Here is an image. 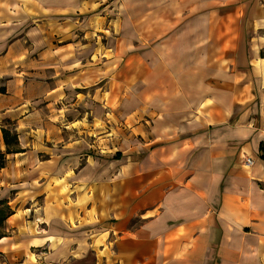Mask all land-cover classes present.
<instances>
[{
	"label": "crops",
	"instance_id": "obj_1",
	"mask_svg": "<svg viewBox=\"0 0 264 264\" xmlns=\"http://www.w3.org/2000/svg\"><path fill=\"white\" fill-rule=\"evenodd\" d=\"M195 1L161 0L167 14L148 16L146 37L137 28V45L94 66L90 49H67L62 60L59 50L27 46L53 35L42 20L53 6L0 0V135L17 139L10 154L4 142L0 148V201L12 209L0 239L6 264H43L48 257L31 249L45 248L57 264H88L92 225L102 238L99 264H264V26L253 16L262 2L214 0L206 3L211 12L186 16ZM146 39L156 42L143 49ZM59 69L69 74L59 78ZM70 97L83 107L72 120L85 119L93 99L97 118L119 124L54 128L60 138L45 148L50 135L27 130L43 110L36 99L51 108ZM94 146L119 154L111 156L118 172L99 197V217L69 204L46 212L53 196L45 185L68 184L66 170L89 162ZM32 196L42 206L33 207Z\"/></svg>",
	"mask_w": 264,
	"mask_h": 264
},
{
	"label": "rangeland",
	"instance_id": "obj_2",
	"mask_svg": "<svg viewBox=\"0 0 264 264\" xmlns=\"http://www.w3.org/2000/svg\"><path fill=\"white\" fill-rule=\"evenodd\" d=\"M43 1L44 4L54 7L53 11L51 10V12H54L53 14L44 15V17L42 18L45 24L43 32H52L53 35L50 36V38L48 37L46 39H43L42 41L37 42V44H34L35 41L33 40L30 42L27 41V46L37 49L42 48L44 50H59V58L62 60L67 58V54H65L64 52L67 49H69L70 52L80 51L82 49H90L92 52H94L92 55L94 66L101 64L99 59L104 58L107 60L113 57V53L115 51L130 48L132 40L133 42H135L134 45H137V28L139 30V34H142L144 37H146L149 28L147 24L148 16H155L157 14L156 12H162V15L167 14L164 13L163 9L161 8V0ZM183 1L187 2L190 0ZM259 1L262 2V5L257 4V6L261 8V11L258 7L254 10L252 8L254 4L251 5L249 11L253 9V16L258 18L256 19V22H260V25L262 27L264 26V0ZM67 2L72 3V5L66 7ZM210 2H214V0H196L194 7H192V10L189 2V7L187 9H184V11H187L185 15L196 16L198 14L214 10V7H209V4H206ZM124 5H126V7ZM217 9V11H220L222 8ZM162 15L159 16L162 17ZM259 17L261 19H259ZM141 18H143V20H141ZM253 18L251 20L252 22L254 21ZM50 21H52V23ZM262 30H264V27H262ZM132 33L134 39L132 38ZM155 42V40L146 39L143 41V45L145 47L143 46L142 48H148ZM49 60L50 58L47 57V61ZM31 74L35 73L33 72ZM67 74H69V72L67 71L63 72L60 69L58 71L59 78H62ZM32 92L34 94V90H32ZM32 96L34 98V95ZM37 100H39L38 106L43 110L40 109L41 112H39L38 116L34 117L30 121L29 126H27V130L29 131L30 128L33 130L37 128L39 130H43L45 134L48 133V135H50L49 139H45L44 143H42L45 148L54 146L55 143L52 142V140L60 138L59 136L57 137L55 135H51L52 131H54V128L67 127L69 129H77L78 127L84 126L89 127L92 132V130H94L95 128L98 129L101 123H104L102 125L103 129L114 127V123L119 124V121L110 119L108 116H106V114H101V116H104L105 120L97 118L100 109L99 102L93 99L90 108L87 109L90 111V113L85 115V119L81 120L80 122H78V120H72V116H69V114L75 115L81 114L83 112L82 104L77 102L74 103L72 101V97L63 98L60 101L53 103L51 108H45L43 106L45 104L43 99H36V101ZM102 110L104 109L102 108ZM60 114H64V116L62 117V119L58 120V115ZM3 124L8 130L14 129L13 123L8 120H4ZM121 124H123L124 127L128 128L126 123ZM54 132L56 133V131ZM29 133H31V135L27 136V139L29 142L28 145L31 146L33 145V142H36V132L32 131ZM10 147L11 149L13 148V146ZM0 148L4 149L1 135ZM90 152V156L92 158L89 162H82L79 164V166L66 170V173L63 176L70 178V181L68 180V184L64 180L58 181L56 179H52L45 185L47 191V199L53 196V199L51 201L50 199H48L47 203L44 204L46 212L47 207H50L52 205L54 206V208L66 209V206L64 204H69L71 207L89 210V213L94 219L99 217V206H104V203H100L99 197H101L104 192L110 194V186L113 187L114 179L116 173L118 172V169H115V164L111 159V156L115 158L116 154L108 156L110 152L107 151V149L103 148L102 150H98V148H96L95 146L91 147ZM37 159L41 161L42 157H40V154L39 158ZM53 177L55 176L53 175ZM74 179L77 180L74 181ZM57 191L59 196L54 195L55 193H57ZM58 197H60L61 199H58ZM33 201V207L42 206L41 199H36L35 201L34 196H32V199L29 201V203L31 204ZM36 202L38 203V205ZM8 206L10 208V205ZM0 209H2L1 206ZM10 210L12 211V209ZM101 213L102 215L104 214L103 212ZM35 221L37 224L41 223V220ZM70 222L72 225L74 224V221L71 219ZM4 228L5 227L3 222V224L0 226V235H7V232ZM91 228L92 230L90 231V233H86V237L88 236V239L91 241V246L89 247L90 252L87 253L86 262L88 264H99L98 250L100 242H102V240L100 239L102 238H100L99 236L97 225H92ZM52 251L53 250L49 248L31 249L33 255L32 257L36 255L41 256L42 254L43 256L45 254V256L48 257L46 260H44L43 257L40 258V260L43 261V264H57V260H54L52 258ZM81 253L82 252H72L74 256H81ZM69 255H71V251L69 252ZM5 259L7 260L8 258L1 252L0 264H6ZM16 261H18V259ZM61 261L68 262L66 259H61ZM60 262L58 264H60Z\"/></svg>",
	"mask_w": 264,
	"mask_h": 264
},
{
	"label": "trees",
	"instance_id": "obj_3",
	"mask_svg": "<svg viewBox=\"0 0 264 264\" xmlns=\"http://www.w3.org/2000/svg\"><path fill=\"white\" fill-rule=\"evenodd\" d=\"M2 137L3 142L6 146V154H10V146H15L17 144V139L15 135H10L7 131L2 130ZM116 157H119V154L116 155ZM262 158H264V152H262ZM5 164V156L0 153V169L4 167ZM0 206L2 209H0V226L5 222V220L11 215V210L7 203L5 201H0ZM4 237V235H0V239Z\"/></svg>",
	"mask_w": 264,
	"mask_h": 264
},
{
	"label": "built area",
	"instance_id": "obj_4",
	"mask_svg": "<svg viewBox=\"0 0 264 264\" xmlns=\"http://www.w3.org/2000/svg\"><path fill=\"white\" fill-rule=\"evenodd\" d=\"M252 164H253V162H252L251 159L246 158V159L244 160V165H245L246 167H249V166H251Z\"/></svg>",
	"mask_w": 264,
	"mask_h": 264
}]
</instances>
